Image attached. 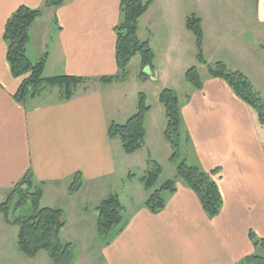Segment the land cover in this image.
I'll list each match as a JSON object with an SVG mask.
<instances>
[{"label":"crops","instance_id":"0c3cea01","mask_svg":"<svg viewBox=\"0 0 264 264\" xmlns=\"http://www.w3.org/2000/svg\"><path fill=\"white\" fill-rule=\"evenodd\" d=\"M42 3L0 0V202L31 171L35 186L43 190L40 206L60 209L65 222L82 224L90 208L95 211L112 194L122 201L126 195L121 188L140 181L125 170L127 165H118L121 144L108 137L111 123L123 124L135 114L139 93L127 97L115 88L126 81L115 80L92 82L90 88L81 86L67 101L59 100L57 91V96L46 102L41 101V94L25 104L18 103L14 94L21 79L10 73L4 26L19 7L37 9ZM119 4L120 0H66L47 9L30 28L27 57L36 63L47 54L45 78L116 77L114 28L121 20ZM251 17L238 12L230 19L247 20V24H229L223 32L227 39L219 36L216 43L207 44L213 51L227 52L234 64L205 60L198 68L201 90L190 87L184 101L179 99L181 127L188 137L182 144L183 157L204 172L218 169L214 180L222 197L220 213L207 217L196 195L178 180L175 192L166 196L163 210L152 214L144 208L149 192L136 187V194L144 193L127 196L131 212L122 232L103 249L104 264H240L251 256L264 258V248L254 246L249 237L252 232L257 239H264V129L255 111L237 98L224 80L210 76L207 68L221 62L231 71L242 72L264 103V63L254 61L249 46L240 42L224 45L233 33H242L249 26L259 34V28L264 27V0H255ZM172 42L177 43L178 37ZM257 52L264 54V49ZM201 68H206V76L200 73ZM173 72L161 70L153 62L150 76L140 79L151 90L153 100L144 119L143 146L126 158L143 154L146 164L153 160L161 167L166 162L175 178L171 147L163 137L165 113L158 101L161 89L174 92L173 84L178 85L179 72L184 75L185 66ZM103 89L113 90L108 104ZM130 174L133 178L129 180ZM76 175L81 187L70 193ZM122 206L128 213L125 204ZM259 250L261 254H257Z\"/></svg>","mask_w":264,"mask_h":264},{"label":"trees","instance_id":"16d2710c","mask_svg":"<svg viewBox=\"0 0 264 264\" xmlns=\"http://www.w3.org/2000/svg\"><path fill=\"white\" fill-rule=\"evenodd\" d=\"M66 0H43L40 8L29 9L19 7L8 18L3 31V39L7 46L6 60L10 73L14 78H20V84L14 99L25 104L27 101L39 97L45 88H57L59 100L67 101L73 98L77 90L87 82L110 83L115 80H124L126 69L131 59L140 57V79L147 77L143 70H153L154 53L147 41L138 38L139 20L149 10L152 0H120L119 10L121 20L114 28L116 34L115 60L119 74L116 77H101L87 79L73 76H59L45 78L47 54L38 62L32 63L27 57L26 50L30 41V28L41 18L44 12L50 8H57ZM184 28L194 36L195 57L198 64H206L203 53V27L201 19L192 14L184 19ZM208 73L214 78H220L226 82L234 94L248 107L255 111L257 121L264 127V103L254 91L248 78L240 71H231L221 63H215L208 67ZM185 82L193 90H201L202 80L196 67H192L184 73ZM158 101L163 107L166 125L163 131L164 140L171 147L170 160L175 165V178L166 180L159 188L155 184L161 175V167L153 160L147 161L149 171L139 180L143 188L149 192L144 202V208L155 214L163 210L166 196L176 190V182H183L198 198L199 203L209 218L216 217L221 210L222 197L214 180L218 169L204 172L197 166L188 164L180 151L183 142L188 137L181 127L180 101L175 93L168 88L160 90ZM150 106L146 103V96L139 93L137 96V109L125 123H111L108 127L109 139H117L121 144L125 155H133L141 150L145 137L144 119ZM264 151V144H263ZM181 158V160H179ZM130 174L128 179H132ZM81 187V179L76 175L69 186V192H75ZM17 201L12 204L14 197ZM43 190L35 186L33 175L28 171L25 176L13 187L9 197L0 202V214L8 226L17 228L18 251L27 258H35L44 251L48 254L53 264H71L72 245L60 240V233L65 228L66 222L63 213L57 208L41 207ZM29 206V214L15 216V213ZM97 213L96 231L105 246L117 237L123 230L124 208L118 194H112L103 199L95 208ZM250 240L254 246L264 248V239H257L249 232ZM240 264H264V258L251 256L245 258Z\"/></svg>","mask_w":264,"mask_h":264},{"label":"rangeland","instance_id":"374dc122","mask_svg":"<svg viewBox=\"0 0 264 264\" xmlns=\"http://www.w3.org/2000/svg\"><path fill=\"white\" fill-rule=\"evenodd\" d=\"M254 7L255 0H152L149 10L139 20L138 38L140 41H147L149 43L155 56L154 65L157 66V68L168 71L173 69V73L180 67L182 68V66H185V71L192 67H196L198 70L200 65L195 60L194 36L190 32H186V29L184 30L183 27L184 19L192 14H196L202 21L203 40L205 41L203 48L205 60L210 62L214 58V60H221L230 66L234 64L232 63L234 61L228 56L227 52L213 51L208 45L210 46L213 40L216 43V39L219 38V36L223 39H227L225 35H223V32L228 29L229 24H247V20L235 21L230 18L234 15L236 16L238 12H242L244 15L251 17ZM166 14H168L167 17H165ZM251 21L253 25L254 21L252 17ZM235 28L236 26L234 25V29ZM245 29L246 30L242 31V33H233L234 35H231V39L227 40L224 45L232 46V44L236 45L240 42L241 45L249 46L251 51H253L254 61L264 63V54L257 52L264 49V27L259 28V34L256 32L255 27L251 28V26H249V28L246 27ZM177 37L178 42L173 43L172 41H175ZM146 70L147 68L143 70L145 74L149 72L146 73ZM140 71V57L136 55L131 59L126 69V77L124 79L126 81L125 85H119L115 88L121 93H125L127 97L135 92L146 94L148 96L146 103L151 105L153 100L152 93L148 86H145L143 82L140 81ZM200 73L202 76H206V68H201ZM181 74L182 73L179 72L178 85L173 84V86L175 88V95L183 102L191 86L185 82L184 75ZM93 84L92 82H87L83 87L90 88ZM57 91V88H48L46 91L42 92L41 101L46 102L55 98L57 96ZM112 91L113 90L110 89H103V95L105 96L107 104L109 103V96ZM261 96L264 100V91H261ZM184 151L185 144L183 147L181 146V158L184 155ZM181 158L179 160H181ZM116 160L119 166L122 164H124V166L127 165L125 170L131 171L138 178H141L149 171V163L146 164L143 154H137V156L132 158H126V155L121 153L117 156ZM161 164L162 173L155 184V188H159L165 180L174 178V174L171 173L166 162ZM139 182L140 181H135L131 186L125 182L128 186L121 188L122 190L124 189L123 193L126 195V197L123 196V200L121 201L123 205L125 204L126 206L128 202L126 199L127 196L140 197L143 195L144 192L136 194V187L141 188V191H143V186ZM118 184L119 186L121 185L120 183ZM10 193L11 191L7 193L5 199L9 197ZM16 201L17 197L15 196L12 200V204ZM126 207L128 213L124 212L123 214L125 220L123 229L126 225V218L131 212L129 211L128 205ZM29 212L30 208L26 205L22 210L16 212L15 216H23L27 213L29 214ZM93 216L95 218H93ZM87 217V220L82 222V224H76L71 221L66 222L65 228L60 233V240L63 243H70L72 245L71 264H104L102 251L106 246L104 241L98 237L96 231V211L90 208ZM257 254H261L260 250ZM0 264H53V262L44 251L39 252L35 258L31 259L23 256L17 248V228L6 225L0 214Z\"/></svg>","mask_w":264,"mask_h":264},{"label":"water","instance_id":"95a60500","mask_svg":"<svg viewBox=\"0 0 264 264\" xmlns=\"http://www.w3.org/2000/svg\"><path fill=\"white\" fill-rule=\"evenodd\" d=\"M149 71V72H148ZM148 72V73H147ZM151 72V70H150V68H147V70H146V73H147V75H149V73ZM146 75V74H145ZM150 76V75H149ZM155 78V76L153 77L152 76V79H154Z\"/></svg>","mask_w":264,"mask_h":264}]
</instances>
